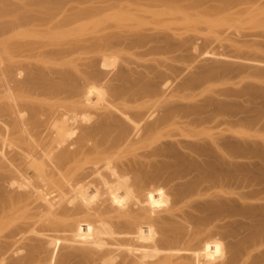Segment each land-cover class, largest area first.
Masks as SVG:
<instances>
[{
  "label": "bare ground",
  "instance_id": "6f19581e",
  "mask_svg": "<svg viewBox=\"0 0 264 264\" xmlns=\"http://www.w3.org/2000/svg\"><path fill=\"white\" fill-rule=\"evenodd\" d=\"M160 1H164V0H160ZM172 1H174V0H172ZM172 1H171V3H174L177 0H175L174 2H172ZM12 5L13 4H11V7H12ZM105 6L106 5H104L101 8L104 10ZM9 7L10 6H8V8ZM14 7H15V4H14ZM17 7L19 9L15 7L16 8L15 10H17V12L15 13V15H13L14 16L13 19H11L9 21H5V22L0 21V237L2 236V239H0V263L6 261L7 262L6 264H36V262H37L36 258L43 260V261L39 262V264H44V263L45 264H174V262H177L174 260L179 259V258L181 260V256H184L181 254L185 253L184 250L182 251L183 253L179 254L181 256L178 255L179 257H176L175 254L177 253V251H181L180 247H182V245L185 243L184 241H186V239H187L185 237H184L185 240L182 239L183 234L186 233L187 229L189 230V228H191V227L193 228V226L190 225V224H192L191 223L192 219H190L191 222L190 221L188 222L190 224H187L186 222L184 223V224H186L185 226L189 225L185 231V229H184L185 226L183 227L184 224L182 225V223H183L182 221L185 220L186 218H184L183 220H179L180 218L177 217L178 214L175 215L176 212L174 214L172 208H170V207L174 206L176 203L177 204L180 203L177 200L178 198H179V200L181 198V202H182V199H184V197L187 195L186 196L187 200H184L186 202V201H188L189 195H192V197H193V195L195 196V194L198 193V191H196L197 189H195V188H197L198 185L195 187L193 186L196 183L195 180H197V178H198L197 176H195V174L199 176V173L202 171L204 174V170H201V171L199 170L200 172L197 171L198 169H197L196 165L198 164V168L201 169V165L203 166L202 159L204 158L203 162L207 166L204 165V167L202 169H206V170L209 169L210 170V168H215L213 165H212V167L210 166L211 165L210 163L213 162L210 160L211 159L210 157L213 156L212 155L213 152L215 154H217V153L215 151L211 152V154L209 153L211 151L210 149L212 147L211 148L209 147L210 149L207 146L206 147L208 149L206 147L203 148V150H205V149L210 150L209 152L204 151V153L206 152L205 153L206 155L210 154L209 155L210 157H209V160H206L205 159L206 155H204V153H202L201 155H203L205 157H203L202 159L199 158V160H198L199 163H202L200 165L199 163H197L195 161L196 159L194 158L196 156L195 155L196 150L194 153V148H195L196 144H194L193 149L192 148L187 149L188 145H190V144H187V143L185 144L186 141L182 142L184 139L183 140L180 139V141H178V142H181V143H179L180 145L182 143L187 145V146L184 145L185 147L181 145L182 148H185V151L187 149V151L190 153L189 150H193V153L195 156L191 152L190 155L192 154L194 157L193 156L192 157L190 156V157L193 158V163L195 161L196 164H193L191 162L192 160L189 161L190 157H189L188 152H186L188 155L184 154L185 152H180L181 150H180L178 144H176L177 150L179 149L178 152H180L184 155V156H182V154H181L180 156H182V158L178 157V159H177L178 161L181 162V163H178L179 164L178 168L183 170L184 168L185 169L188 168V165H191V166H192V164H193V166L195 165V168L189 167L190 171L194 170V172H195V173H193L194 176L190 175L189 171H188L189 173H187L190 176L194 177V179H195V177H197L194 180V183H193V181H191L193 178L189 179L191 177L188 175L187 176L189 178L186 177V172H184L185 169L183 170L182 173L185 174L186 179H188V181L191 182L192 185L189 186L190 183L185 178H183L184 177L183 175H182L183 176L182 178L185 179L183 181L188 182L189 190L192 186L191 190L194 189L193 191L194 192L196 191V192L194 194V192L190 191L192 193L189 194L188 189L186 191L181 190V189L185 190L184 188H187V186L185 184L186 182H181V180H182V179H180V176H181L180 171L181 170L179 169L180 176L178 175L179 173H177L178 170L175 173L176 169H178L177 166L175 168V171H173V175L174 176L178 175V176H175L173 178V175L169 174V173H172L170 170L172 168V166H173V168L175 166L173 164H175V162H177L176 156H178L177 155L178 153L176 152V154H174L175 153L174 151H171L174 153H170V155L173 156L172 158H174V156L176 155L175 158L173 159L175 162H173V160L172 161L170 160V162H169V158L171 159V157H169L168 160L164 159V160H167L166 162H169V163L173 162V163H171L172 166L170 164H167L164 160H163V163H165L164 166L167 164L166 165L167 167H168V165H170L168 168L171 167L170 169H168L170 172L168 171L167 176L171 175L172 181H177L176 178L178 177V179L180 180V183L183 184L182 186L184 188H180L181 193H180V191H176L179 189V188H177V185L175 184V183H179L177 181L175 183H172V185H171L172 188L170 187V189H169L168 188L169 187L168 182L170 181L169 179L171 177L168 179L169 181L168 180L165 181L164 179L161 180V178L155 177L156 174L158 176V172L161 170L163 172H159V174L160 173L164 174L165 173L164 170L167 171V169H165L167 167L163 166L164 167L163 168L161 166L163 169L159 167L161 170L157 171L159 168H158V166H156V164H157L156 163L157 159H156V160H154L155 161L154 163L158 169L154 170V168H153L154 165L152 164L153 162L151 160H149L148 156H147L150 154L148 152H146L145 149H144L145 153L140 151V150L138 151L139 148L140 149L142 148V147H139L137 145L138 144V138L137 137L139 134L138 132H140L141 129H142L141 132L143 131V126L141 125V122H139L140 125L142 126L141 128L139 127L138 122H135L136 121L135 119L138 117V115L134 119H133V117L131 119L129 117V114H128L129 112L127 111V109L124 110V109H122V107L119 106L118 109L121 108V110H119V112H118V109L117 110L115 109V108H117V106L114 108V105H116L118 103L114 104V102H116L117 99L115 100L113 98V96H111V95L112 94L115 95L117 92L122 90V89H120V90L118 89V91H117L116 87H117V85H118V88L121 86L120 84H122V81L120 78L124 77L125 69L123 71L122 70L120 71L115 66L116 71L118 69L119 72L124 73L123 75H121V73H120V78H118L121 83L119 82V84H117L118 82L116 83L114 81L116 86L114 85L115 88H113L114 86L112 88L115 89L116 92L114 90H112L111 88H110L111 90H109L107 88V85H108V87H111L112 86L111 84H110L111 86H109V84H107V83L105 85V82L103 83V81L99 82V84L102 83V86H103V84L106 86V87L103 86V88L104 87L107 88V89H105V91H107V92H105V91H103L104 89L100 88V87H102L100 85L99 89H101L103 91V93L100 90H99V93L104 94V96H106L109 91H111V92L113 91V92L112 93L109 92L108 99H106L107 97L104 98L107 101L109 100L108 102L105 101L106 103H102V105L97 104L98 101L101 102L100 100L102 99L101 97L103 95H99L97 93L98 85H96L95 82L100 81V79L101 80L105 79L104 75H103L104 78L101 76V74H104L103 72H105L106 70L108 71V69H105V68L103 69L104 71H102V68L105 66V64L106 65L110 64L111 66L110 65L109 66L111 68L112 67L114 68V66H112V65H115L114 62H116V60L114 61V59L110 60L108 58V57L114 58L113 57L114 55L108 56V55H106L107 53H105V51L109 52V50H110L112 53L114 52L113 54H116L115 52L119 51V50H123V51L129 50V49H127L128 47L129 48L132 47L131 49H133V44H135L133 42L138 43L137 40H139L141 38L139 35L141 34L140 28L143 24L140 23V19H138L136 17L135 18L133 17L131 19H125L124 20L125 22H123L122 27L123 28L126 26L127 27L124 28V30L121 29L122 27L120 28L121 31L122 30L124 31V32L122 31L123 34L121 32V34H122L121 36H119L120 33H119V35H116L118 33L119 29H117L116 33L113 30V29H115V27H117V28L120 27L119 24H121L119 22H118L119 24H117V21L115 20L116 21L115 24H110L108 22H105L106 23L105 28L102 27L101 29L99 28V30H96V31L91 30V28H90V26L91 27L94 26V24L90 25L92 22L89 24L90 25L89 28H87L88 25H86L87 26L86 28L88 29V31H90V32L92 31L91 33H93V36L92 35L88 36L89 32L87 33V30H85L86 31V32L84 31L85 37L84 36L81 37L80 33H79L80 34L79 35L77 32H75L72 35L74 36V35L78 34L79 35L78 37L76 36V37L72 38L73 36L70 35L71 34L70 33V34H68V35H70V38H68V37H65V36H67L65 33H64V35L59 34V36H58V32L60 31V30L58 31V29L66 26L65 24L69 23V21H62L61 23H57L60 20H55L56 21L55 22L53 15H51V16L48 15V18L50 20L37 19V18H31L30 19V18L24 17V16L22 18L19 14L25 12L26 7L24 5H21V4H19ZM106 7H108V6H106ZM6 8H7L6 6L4 9H2L0 7V10L5 11ZM20 8L23 9L24 11L23 10L18 11V10H21ZM89 8L91 9V7H89ZM92 8L95 9L94 6H92ZM90 9L88 10V12H92V13L96 12L95 14H93L94 16H92V17L95 18L96 14H97V16L99 15V13H97L96 10L91 11ZM108 10L110 11V9H108ZM111 10H113V7L111 8ZM8 11H9V9H8ZM0 12H2V11H0ZM144 12H145V10L142 9V14ZM147 12H149V11H147ZM147 12H146V14H148ZM151 12H153V11H151ZM151 12H150V14H152ZM6 13L8 14L9 12H6ZM12 13H9V14L12 15ZM86 15L87 14L85 13V16ZM2 16L5 17V15H2ZM4 17L0 16V20H1V18H4ZM88 17H89V14H88ZM100 18H102V17H100ZM88 19L90 20V17ZM92 19L93 18H91L90 21H93V20L96 21V19H93V20ZM143 20L144 19H142V21ZM148 20L150 21V19H148ZM3 21H4V19H3ZM83 22H86V21H83ZM112 22H114V21H112ZM152 22L153 21H152V17H151L150 23H152ZM105 23H103L102 25H104ZM147 24H149V23L147 22ZM150 26H147L145 28L149 29ZM76 29H77V27H76ZM105 29L108 30V33L104 32L102 34H100V33L97 34L98 32L105 31ZM138 29H140V31ZM78 31H80L79 28H78ZM119 32H120V30H119ZM86 33H87V35H86ZM91 33H89V34H91ZM133 34H136L135 38H137V39H134L135 41L134 40L132 41L131 38L129 39V37H131V36L133 37ZM142 34H144V33H142ZM152 34H154V33H152ZM152 34L151 35L146 34L145 35L146 39L149 41H150V39L151 40L154 39L151 37V36H153ZM148 36H149V39L147 38ZM121 39L122 40L124 39V40L121 41ZM126 39H129V42H132L133 44L132 43L130 44L128 41H126ZM143 40L145 43L144 38H143ZM154 41L152 43L153 46L155 43ZM156 41H157V39H156ZM147 42L148 41H146V44H149V42L148 43ZM166 44H168V43H166ZM145 45L140 44L141 47L142 46L145 47ZM135 46L140 47L139 44L134 45V47ZM151 46H149V48H148L149 50L151 49ZM153 46H152V49H153ZM91 49H94V51H96V52L98 50L100 52L102 50H104V53H102V52L101 53L103 55L105 54L107 57L105 55L104 56L102 55L103 58L104 59L108 58V60L111 61V63H110V62H108V60L104 61V59L101 58V62L102 61L106 62L104 64H102L103 63L102 62L101 63L102 65H100V66H102L100 69L101 74L99 73V71H91L93 69H90L91 73L92 72L94 74H95V72L99 73V74L96 73V74H98L97 76L95 74V76H96V78H98V80L95 77H94L95 79H93V73L91 74L90 71H87V67H88L87 65L89 64L88 63L89 59L86 60L88 64L82 60V58L84 59L83 56H85L82 54H85V53L80 54L81 52H87L86 54H88V56H90L91 54L89 55L88 52ZM146 49H145V51H148V49L147 50ZM153 50H156V48H154ZM75 52H79L78 54L82 55V58L80 57V55H78V56L85 63V66H86L85 67L86 70L84 69L85 71L83 73H86V72H88V74L90 73L89 74V75H91L90 78L92 80H94V83L97 86V88L95 85H94L95 86L94 87L92 85L93 81L91 82L90 78L87 77L90 81V82L88 81L90 86L92 85L91 89L92 90L94 89L93 91H95L97 89L94 94H98L99 96H101L100 98H98L99 97L98 95L95 96V101H94L95 103H93L94 99L92 100L89 96V92H91L92 90L90 89V87L89 88L87 87L88 84H86L87 86L84 84V82H86L88 79H86V81H85V79L82 80L80 78V80L83 81L82 84H84L86 88L90 89V91L88 89H86L84 87V85L82 87L81 81L78 83L81 84L80 88H83V89L79 90L80 89L78 87L79 84H77V85L75 84V83H77V79H78V77L76 78V76L73 77L74 79L76 78L75 80L71 77L72 82L71 81L70 82H71V85H72V83H74L76 85L74 87L75 88L78 87V89L77 88L74 89L73 87H71L70 83L68 86L70 88H73L74 91L78 90L80 92L76 93L73 91V89L70 90V88H68V86H67V88H63V89H66L68 91L69 90L72 91L70 93L67 91L69 94H71V93L74 94V96L72 94H71L72 96L69 95L71 98L72 97L78 98L79 93L81 95L85 91V94H86L88 91V94H86L87 96L85 97V99L82 98L85 95L84 94H83V96L81 95L80 98H82L84 100V101L81 100L82 102L78 101V100H80V98L79 99L75 98V101L73 98H72L73 100L71 98H68V96H67L68 93L66 92L64 94L65 90L63 91V89H62V87L64 86V84H62V83H64V81L66 82V80L70 76H72V75H69L70 74L69 71L70 72L72 71L70 69H73L72 67L75 63V61H73V60L75 59V56L77 57V55H74V59L72 58V55ZM130 52H132V50ZM99 54L100 53H98V55ZM121 56H122L121 57L122 60L125 59L124 57H126V59L128 58L127 56H124V57H123V55H121ZM94 57L96 59L98 58L97 55ZM85 58H87V57L85 56ZM116 58L117 57H115V59ZM95 60H93V61L96 62L97 60L96 61ZM128 60H130V59H128ZM89 61H91V60H89ZM93 61H92V63H94ZM80 62L81 61H79L78 63L80 64ZM97 63L100 64V62H97ZM127 63H129V62H127ZM79 64H77V67ZM83 64L81 67L80 66L79 67L82 68ZM130 64H131V62H130ZM94 65H95V63H94ZM92 66H93V64H92ZM92 66L90 64V67L94 68V66L93 67ZM109 66H107V67H109ZM121 67H124V66L121 65ZM129 67H131V66H129ZM74 68H75V66H74ZM98 68H100V67H98ZM115 68L113 70L114 72H116ZM147 68H149V67H147ZM132 69L133 68H131L129 71H132ZM135 70L136 69H134V71ZM80 71H83V69ZM80 71H77V72H80ZM109 71L112 72V70H110V68H109ZM126 71H128V70H126ZM108 72H106V73H108ZM138 72H141V71L138 70ZM138 72L136 70L137 74H138ZM144 72L142 71V74ZM147 72H150V69ZM147 72L144 73L145 74L144 75L145 76V82H149L150 79H154L153 77L150 78V76H153L151 74L149 75V78H147L148 76L146 74H149ZM74 74H75V72H74ZM86 74H84L83 76L85 77ZM130 74L131 73L128 72L127 76ZM139 74H141V73H139ZM75 75H77V73ZM107 75H109V74H106V77H107ZM111 75H112L111 78L114 77L113 79H115V77H117V75L115 76V74L114 75L111 74ZM131 75L133 76L134 74H131ZM138 75H136V77ZM77 76L80 77L81 75H77ZM109 76L107 77V79L110 78ZM121 76H123V77H121ZM127 76H126V78H127ZM144 76H138V78L141 81H143V83H144V80H142V79H144V78H142V77H144ZM61 77L63 78V81L60 79L61 81L59 84V82L57 81V78H61ZM64 77L66 78V80H64ZM118 77H119V75H118ZM194 77L196 78L197 76H194ZM111 78L107 80V81H110L109 83L112 82ZM134 78L132 77L131 79L133 80ZM71 79L69 78V80H71ZM129 79L130 78L128 77V80ZM136 79H134V80H136ZM134 80L133 81L129 80V82H128L130 84V88L132 89V92H133V90L136 91L135 88L136 89L138 88L137 91H140L141 89L139 90V87L135 86V85H137L138 82L136 83V81H134ZM140 80L137 79V81H140ZM116 81H118L117 78H116ZM130 81L134 82V83L132 84V83H130ZM153 81L151 80L150 81L151 83H148V84L147 83L143 84L142 82L140 84H143V87L147 86V88H148V86H151ZM196 81H197V79H196ZM88 82H86V83H88ZM126 82L127 81H125V83H123L125 85H123V84L122 85L126 86L127 85ZM193 83H194V81H193ZM66 84H68V83H66ZM145 84H147V85H145ZM131 85L134 87L132 88ZM153 85H152V88L155 89V87H153ZM123 86H122V88H123ZM137 86H141V85H139V83H138ZM127 87H126L127 89H125V88L123 89L124 92H125V90L127 92V93L125 92L126 94H124V93L122 94V95H124L123 97H125V95L128 94L127 97H129L130 99H134V97L133 98L130 97L132 92H129L128 91L129 86H127ZM152 88L149 87L148 90H150ZM131 89H130V91H131ZM144 90L145 89L143 88V91ZM81 91H83V92H81ZM122 91H120V92H122ZM137 91L135 93H136V95H139V96H138V98L136 97V99H134L133 101H135L137 99L139 100L140 98L144 101V99L140 95L141 93L138 92V94H137ZM143 91L141 90V92H143ZM150 92H151V90H150ZM152 92H153V90H152ZM154 92H155V90H154ZM62 93L65 96L64 95L60 96ZM75 93L78 96H75L76 95ZM91 93H93V92H91ZM129 93H130V95H129ZM143 93H142V95H143ZM117 94L119 95L120 93H117ZM145 94H144V97H145ZM147 94H148V91H147ZM150 94H152V93H150ZM133 95H131V96H133ZM149 95H146V96H149ZM109 98H113L115 101H113ZM120 99L122 100V98H120ZM127 99L128 98H126V99L123 98V101L124 100L127 101ZM148 99H145V102ZM118 100H117V102H119ZM140 100H139V103L142 105V103H144V102L141 103L142 100L141 101ZM149 100H151V99H149ZM112 101H113L112 106L118 113L109 104V102L112 103ZM130 101H131V103L133 102L132 100H129V101H127V103H129ZM152 101H151V103L150 102L149 103L152 104ZM134 103L136 104V102H134ZM96 104H97V106L100 105L99 106L100 112L97 111L98 113H94V111H93V113L97 114V115L94 116V118H93L94 120L92 122L89 121V123H88V121H87V120H89L88 118L90 117L92 120V117H93V116H90L92 112L89 109H91V108L94 109V107H96ZM153 105H154V103H153ZM130 106L132 107V105H130ZM154 106H153V108L155 109ZM80 107L81 108L83 107L84 110L83 109L82 110L84 113H85V110H87V109H88L87 110L88 113H89V111L91 112L90 114H87V116H86L87 111H86L85 115L82 113L86 117V118L84 117L86 124L83 123L84 118H83L82 114H81V116L79 115V117L77 115L78 113L82 112V111H80L81 109L79 110ZM140 107L142 108V106H140ZM146 108H143V109H146ZM148 108H150V106H148ZM153 108H152V110H153ZM194 108H196V107H194ZM128 109H129V107H128ZM186 109H188V108H186ZM78 110L80 112H78ZM129 110H131V109H129ZM140 111H141V109H140ZM146 111H148V110H146ZM186 111L187 110H185V112ZM188 111H190V108L188 109ZM188 111L186 113H189ZM191 111L192 112L194 111L196 113V110H194V109L193 110L191 109ZM197 111H199V110H197ZM145 112L143 111V113H145ZM170 112L171 111H169V112L167 111V113H170ZM134 113H136V112H134ZM147 113H150V111ZM153 113H155V111H153ZM140 114H142V113L140 112ZM140 116H139V119L137 121H139L143 118V116H142V118L140 119ZM148 116H149V114H148ZM148 116L146 115L145 117H147V118H145V117L144 118H145V121H147L149 123L150 120L149 121L146 120V119H148ZM153 117H155V116H153ZM82 118H83V120H82ZM129 118L131 119V121H130L131 125L129 124V120H130ZM150 118H152V116L149 117V119ZM160 118H162V117H160ZM168 119L170 120V118H168ZM132 121L134 122V124ZM145 121H143V122H145ZM151 122H152V119H151ZM153 122H155V119L153 120ZM158 122H159V120H158ZM135 123H136V125H135ZM132 124L134 126H132ZM142 124H144V123H142ZM152 124L155 125L157 123H151L150 124V127L152 126V129H153ZM148 125L147 126L144 125V126L148 127V129H149L150 127ZM160 126L161 125H159V126L157 125L156 127H160ZM137 127H139L140 130H137ZM154 128H155V126H154ZM148 129L146 128V130L149 131V133H146L147 131H145V134H149V136L147 135L148 138H144V136L141 138L149 139V137H152V135L150 136L151 132ZM156 130H155V132H156ZM143 133H144V131L142 132V134ZM182 134H183V132L181 133V135ZM173 141H174V139H173ZM176 141L177 140H175V143H178ZM169 142L171 143V141H169ZM169 142H167V144ZM187 142H189V141H187ZM145 143H146V140H145ZM172 143H174V142H172ZM175 143H174V146H175ZM195 143H197V142H195ZM167 144H166V147L164 145V147H165V149L163 148L164 150L167 149ZM157 145L155 144V146H157ZM199 145L200 146L202 145L201 142L199 143ZM162 146L160 145L159 148L160 147L162 148ZM145 147H147V146H145ZM151 147H152V144H151ZM170 147H171V145H170ZM202 147H200L201 151H202ZM152 148L154 150V147H152ZM152 148L150 150H152ZM159 148H157V149H159ZM147 149H148V147H147ZM167 150H169V148ZM167 150L165 151L166 153L168 152ZM214 150H216V149H214ZM175 151H176V149H175ZM161 152H159L158 155H160ZM199 152H200V150L196 153L197 159H198V157L201 156L200 154H198ZM153 153H155V150ZM163 153L164 152H162L161 155H163ZM166 153L163 156L164 158H166L165 155L167 156ZM156 154H157V152H156ZM172 154H174V155H172ZM215 154H214V158H217L219 160L218 155L215 156ZM158 155H156V156L158 157ZM186 155L189 157V158L187 157L188 162L189 163L191 162V163L189 164L188 162L187 163L184 162L185 167L182 168V166H183L182 161L183 160L186 161L185 158H183V157H186ZM208 155H207V157H208ZM152 156L154 157V154ZM180 159L181 160L183 159V160L181 161ZM160 160H162V159H160ZM214 160L218 162V160H216V159H214ZM207 161H210V163ZM215 161L213 163L214 165L217 164V163L215 164ZM208 163H209V165H208ZM160 164H162V163H160ZM160 164H158V165H160ZM180 164H182V166ZM199 165H200V167H199ZM217 166L220 167V163L217 164ZM205 167H207V168L209 167V168L207 169ZM192 168H194V169H192ZM217 169L219 170L218 167H217ZM217 169L215 168V169H213V170L211 169V170L215 171ZM195 170L197 171V173ZM206 170H205L206 173L210 172V171H206ZM211 172H210V174L214 173V175H211L212 179L215 177V175L218 176V174H219L218 171H215L212 173ZM203 174L201 173V175H203ZM210 174H208V176L206 175L205 177H209ZM165 175H166V173H165ZM201 175L198 178L199 180L201 178ZM205 177H202V178H205ZM155 178H158V179H160V181H163V183H162L163 188H164V181H165V184L168 183L167 188L171 191L170 192L168 190V193L170 196L167 195V198H166V193H165V191H163V188L161 186V182H157L158 181L157 179H156L157 181H155ZM163 178H165V176ZM173 179H175V180H173ZM214 179H216V177ZM204 180H202V181H204ZM206 180H207V184L208 183L210 184V181L208 182L209 178ZM210 180H211V178H210ZM154 181L157 183H160V184H158V186L160 185V187L162 189L160 187L157 188L158 186L156 187V185H154L157 183H154ZM200 181H198V182L200 183ZM202 183L203 182H201L200 184L202 185ZM173 184L176 186L174 188L175 190L173 189ZM179 185H178V187H181V185L180 186ZM200 186H198V188H200ZM204 186L205 185L203 184L201 187H204ZM205 188H206V186L204 187V189ZM209 188H206V189L209 190ZM171 189L174 190L175 192L181 194V195L179 196V194H175L178 196V198L176 197L177 198L176 199L174 197L175 195L174 194L172 195ZM204 189L202 191H204L205 192L204 194H206L208 191L206 192V189L205 190ZM198 190H200V189H198ZM202 191H200L199 194H201ZM182 192L183 193L185 192L186 195L183 194L185 196H182ZM171 195L177 200V202L173 203L174 201L170 198ZM202 195H203V192H202ZM202 195H201V197H202ZM197 196H198V194H197ZM212 196H213V194H212ZM168 197H169V199H168ZM214 197H216V196H214ZM202 199H201V201H202ZM207 199L209 200L210 198H207ZM207 199L205 198L204 200H207ZM167 200L169 201L168 203H167ZM212 200H210V201H212ZM170 201H172L171 202L172 205H170L169 208L165 209L166 207H168V206H166V203L169 204ZM195 201L200 202V199L197 200L194 198V203H195ZM213 202L216 203V200H213L212 203ZM161 203H163V204L165 203L164 204L165 208H163L164 206L161 205ZM191 203H193L192 199H191ZM196 203L194 204V206L196 205ZM205 203H208V202H205ZM205 203L203 204V201L201 203H198V207H200L201 204L204 206ZM187 204L189 206L191 205L193 207L192 204H190V203H187ZM210 204H208V205L211 206ZM158 205H160V206L158 207ZM188 205H187V207H188ZM206 205L204 208L208 209V207L206 208ZM214 205L215 204H213L211 207L213 209L212 210L213 213L215 212L214 215L217 217L218 213L216 215V211H214V207L217 208L219 206V211H222L223 209L225 210V208H223L224 207L223 206V207H221V210H220L221 203H220V205L217 204L218 206H216V205L214 206ZM161 207H162V209H159ZM182 207H183V205H182ZM190 207H188V208H190ZM195 208L193 207V209H195ZM200 209H198L199 212L201 211ZM155 210H157V212L164 211L165 213L155 214L154 213ZM187 210H184V211L186 212ZM198 210H194V211H198ZM216 210L218 211V208ZM226 210H228V209H226ZM181 211H183V210L181 209ZM202 211H204V210H202ZM202 211H201V213H203ZM205 211L207 212V210H205ZM205 211H204V213H205ZM209 211H211V208L209 209ZM209 211H208V213H209ZM212 211L210 213H212ZM187 212H192V211L188 210ZM222 212H220L219 214H221ZM180 214H179V216H182ZM193 214H195V213H192V215ZM185 215H184V217H186L188 215V213L186 216ZM190 216H188V218H192ZM197 216L199 217L198 214H196V217ZM200 216L203 218L204 214H200ZM219 216L220 215H218V217ZM194 217H193V219H194ZM201 217H199L200 218V220L198 219L199 221H202ZM177 219L179 221H181L182 223L180 222L181 224H179ZM187 220H189V219H187ZM193 221H195V220H193ZM204 221H206V220H204ZM194 223L196 225L193 224L194 225L193 230H195V227L197 229L199 227L198 225L199 224L201 225L202 222L201 223L199 222V224H198L197 221H195ZM187 232H189V231H187ZM195 232H196V230H195ZM191 234H192V236H191L192 239L196 240L195 244H197L198 237L196 239L194 238L195 234L197 236V233H195L194 236H193V233H191ZM189 236H190V232H189ZM202 237H204V235ZM202 237H200V238L202 239ZM180 239L183 240L182 243L184 242L182 245L180 243ZM190 239L191 238H189L187 240V242H189ZM212 239L213 238H210L209 240L211 241ZM178 240H179V242H177ZM214 240L216 241L218 239H214ZM214 240H212V242L209 241L210 243L214 244L215 251H213V252H212L213 249L210 247L211 244L206 243V242H204L205 246L202 247L204 249V254H203V252H200V251H202V248L199 250L201 245H200V247L197 246L198 249H195L196 252L193 251V248L194 247L196 248V246H194L193 242L190 243L192 245V248H188L189 251H187L188 249L187 250L185 249V251L190 252L188 254H192V253L198 254L197 252L202 253V254H200L202 256H200L198 254L200 257H198V255H196V254H194V255H196L198 257V260H199V258H200V260H203V255H204V258L206 256V258L204 260H207L206 263L208 264L210 259H213L214 256L216 255L214 252H217L218 256H220V257H223L224 256L223 253H225L224 251H222L223 244L221 242H220L221 243L220 244L219 240H218V242L217 241L214 242ZM203 241H204V239H203ZM206 241L208 242V240H206ZM175 242L180 243L179 244L180 249L176 248L177 243H175ZM187 242L185 243L186 245H188ZM198 242L202 243V242H200V239ZM227 245H228V247L231 246V249L233 250L231 244H227ZM177 247H178V245H177ZM183 247H186V246L183 245ZM228 247H226V249L223 247V249L227 250V257H229L230 254H233L232 252H230L232 250L229 251L227 249ZM190 249H192L191 251H193V252H191ZM174 250L176 251V253ZM219 252L220 253L223 252V253H221L222 255ZM16 253L18 255L13 256ZM188 254L186 253V255H188ZM194 255H193V258L191 261H193V259H195L196 262H194L193 264H195V263L197 264L198 260H197V257L194 258L195 257ZM211 255L213 257H211ZM207 256H209V257H207ZM231 256H233V255H231ZM175 257H176V259H174ZM201 257H202V259H201ZM215 257H217V255ZM188 258H189V256L187 257V259ZM190 258H191V256H190ZM230 258H232V257H229L228 259H230ZM183 260H185V258ZM214 260L215 259H213V262L216 263L217 259L215 261ZM191 261H189V262H191ZM178 262H177V264H180ZM183 262H182V264L187 263V262H184V263ZM213 262L211 260V262H209V263H213ZM227 262L230 264H233V263H231V259H230V261H227ZM202 264H204V263H202Z\"/></svg>",
  "mask_w": 264,
  "mask_h": 264
},
{
  "label": "rangeland",
  "instance_id": "374dc122",
  "mask_svg": "<svg viewBox=\"0 0 264 264\" xmlns=\"http://www.w3.org/2000/svg\"><path fill=\"white\" fill-rule=\"evenodd\" d=\"M171 1L172 0H166V1L165 0L164 1H160V0H0V7L2 9H4L5 6L7 7L5 11L0 10L3 12V13L0 12L1 13L0 16L4 17L2 15H5V17L1 18L0 21L5 22V21H9V20L13 19L14 18L13 15H15V13L17 12V10H15V9L18 8L17 6L19 4H21V5H24L26 7V11L19 14L22 18L24 16V17H28L30 19L31 18H37V19L50 20L48 18V15H50V16L53 15L54 21L60 20L57 23H61L62 21H69V23L65 24L66 26L58 29V31L60 30L58 32V36H59V34L64 35V33H65L67 35L65 37L70 38V35H72L75 32H77L78 34L80 33L81 35L80 34L79 35L81 37H83V36L85 37V34H84L86 32L85 30H87V33L92 32V31L91 32L88 31V29H87V28H89L90 25L94 24V26H92V27L90 26V28H91V30L96 31V30H99V28L100 29L102 27L105 28V25H106L105 22H108L110 24H115L116 21H117V24H119V23H121V24H119L120 27H118V28L115 27V29H113V30L116 33L117 29H119L120 32L118 30V33L116 35H119V33H120L119 36H121L124 32L123 31L124 28L127 27V26L124 28L122 27L123 22H125L124 21L125 19H131L133 17L140 19V23L143 25L140 28L141 31H140V29H138V30L141 32V34L139 36L142 39L140 38L139 40H137L138 43L133 42L135 44H133L132 42H129V39L131 38L132 41L134 39H137V38H135L136 34H133V37L131 36V37H129V39H126V41H128L130 44L131 43L133 44V49H131L132 47H130V48L128 47L127 49H129V50H124V51L119 50V51L115 52L116 54H113L114 52L112 53L110 50H109V52L105 51V53H107L106 55H108V56L114 55L113 56L114 58L108 57L110 60L111 59L112 60L114 59V61L116 60V62H114L115 65H112V66H114V68L116 66V68H118L120 71L121 70L123 71L125 69V71H124L125 74L123 72H119L118 69L116 71V68H115L116 72H114L113 71L114 68L113 67L111 68L110 67L111 65L108 63H107L108 65L105 64L106 67L103 65L104 67L102 68V71H104L103 70L104 68L108 69V71H109V68H110V70H112V72L111 71L108 72L106 70L105 72H103L104 74H101L100 69L102 66H100V65L106 63L103 61H102L103 63L101 62V58H103V56L105 55V54L104 55L102 54V53H104V50L101 51L102 53L99 50H98L99 52L97 51L98 53L101 54V55L99 54L100 55L99 56L98 53L96 51H94V49H91L88 52L89 55L91 54L90 56H88V54H86L87 52H81L80 53V54L85 53V54H82V55H85L87 57V58H85V56H83L84 59L82 58V55L78 54L79 52H75L72 55L73 59H74V55H77L78 58L75 56V59L73 60V61H75V63L72 67L73 69H70L72 71L71 72L69 71V73H70L69 75H72L69 78L71 79V77L73 78L75 76H76V78L78 77L77 83H75L77 85V84H79L78 82H80V81L82 84L83 79H85V81H86V79L90 78L91 75H89V74L91 73V71H99V73L101 74L102 77L104 75L106 80L103 79L104 78L103 77L102 78L103 80H101L99 78L100 81L95 82L96 85H98V88L95 85L94 80H92L90 78V81L91 82L93 81L92 85L93 86L95 85L96 88L98 89V90L96 89L97 93L99 95H103L102 97L99 96L98 94H94L96 92V90L93 91L94 89L93 90L91 89L92 85L90 86L89 79L86 81V82L89 81L88 83L84 82L85 85L88 84V86L87 85L86 86L88 88L90 87V89L92 90L91 92H93V93L89 92L90 98L92 100L94 99L93 103H95L94 102L95 96L98 95L99 96L98 98L101 97L104 101L101 99L100 100L101 102L98 101L97 104L102 105V103H106L109 101V100L107 101L104 99L105 97H107L106 99H108V97H109L108 94H109V92H111L109 90L112 89L115 91V89H113L116 86L115 82L116 83L118 82L117 84H119L120 81L118 78H120V73H121V75L124 74V77L121 76L124 79L120 78L122 81V84L125 83V81H127L126 82L127 85L123 86L125 84H123V85L120 84L121 86L120 85L119 86L121 88L120 87L118 88V85H117L116 90L117 91H118V89L123 90L124 88L127 89L128 88L127 86H129L128 91L132 92V89L130 88V84L128 83L129 80L133 81L136 78L138 80H140L138 78V76H144L145 75L144 73H146L150 69V72H147L149 74H146V75L148 76L147 78H149L150 74L153 75V76H150V78H152V77L154 78V79H150V81L154 80L153 81L154 83L152 82L151 86H148V88H147V86L143 87L144 83H147V84L151 83L150 81L145 82V76L142 77V78H144V79H142V80H144V83L141 80L140 81H137V79L134 80V81H136V83L138 82L139 85H141L146 90V91L145 90L143 91V88L141 86H137L138 83H137V85H135L136 87H139V90L141 89L144 92V93L141 92V90L137 91L138 88L137 89L135 88V90L137 91V94H138V92H140L141 94L140 93L139 94L144 99V101H143L140 98L141 96L139 97L142 100L141 101L139 99L141 101V103L144 102V103H142V105L139 103L138 99L133 101L134 99H136V97L138 98V96H139V95H136V93H135L136 91H134V90H133L134 93L132 92L131 95L134 94L135 96L134 95L131 96L129 93L130 97L131 98L134 97V99H130L129 97H127L128 94L125 95V97H123L124 95H122V94L123 93L126 94L127 93L126 90H125L126 93L124 92V90L123 91L120 90L122 92H120V91L117 92V93H120L119 95L117 93L115 95L110 94L111 96H113V98L115 100L119 99L118 100L119 102H117V100H116V102H114V104L118 103V104L114 105V108L117 106V108H115L116 110L118 109L119 106L122 107V109H124V110L127 109V111L129 112L128 113L129 117L131 119H132V117L134 119L138 115V117L135 119L136 120L135 122H138L140 128L143 126V131H144V133L142 134V132H143V131L141 132L142 129L140 130V128L137 127V130H140V132H138L139 134L137 137L138 138V144L137 145L139 147H142L141 149L138 147L139 148L138 151L140 150V151L145 153V150H146V152H148L150 154V155H147V154L146 155L148 156V159L153 162L152 164L154 165L153 166L154 170H157L159 167L162 168L164 166V164H165V163H163L164 159L168 160V158L171 157V159L169 158V162H170V160L172 161L175 158L176 155L174 156V158H172L173 156H171L170 153L175 152L174 154H176V152H177L178 153L177 154L178 156H176L177 157L176 160H177L178 157L182 158V156H184L180 152H185L184 154H187L186 153V152H188L187 149L188 148L193 149L194 144H196L195 148H194V153H195V150H196V153L200 150V152L198 154L201 155L202 153H204V151L209 152L211 150L209 152L210 154L213 151H215L217 154H215L213 152L212 153L213 156L210 157L209 156L210 154L209 155L207 154L208 155V157H207V155L205 154L206 152H205L204 155H206V157L203 155H201L202 156L201 157L199 155L200 157H198V159H197L196 158L197 154L195 153V155H196L195 156L193 153V150H189L190 153L192 152L193 155L195 156L194 157L192 154L190 155V153L188 152L189 157L193 156L196 159V160L195 159L194 160L197 163H199V161H198L199 158L202 159L203 157H205L206 160H209V157H210L211 158L210 160L213 161L212 163H210V161H207L211 164L210 166L212 167V165H213L216 169H217V167L219 168V170L218 169L215 170V171H218V173H219L218 176L215 175L216 179H214L215 178L214 176H213L214 178L212 179L211 175H214V173H212V172H215L212 170L215 168H210V170H209L208 169L210 167L209 166L208 168L205 167L208 170L202 169L205 165L203 162L204 161L203 160L204 158H203L202 159L203 166L201 165L202 163H199L201 165V169L198 168V164L196 166L198 169L197 171L204 170V174H203V171L202 172L199 171L200 172V173L198 172L199 176L196 174H195V176H197L199 178L201 173L204 176L201 175V178H200L201 181L197 177H195V179L197 178V180H195L194 177L190 176V175H193V173H195L194 170L193 171L189 170L191 167L195 168V165L193 166V164H196V163H195V161L193 163V158L190 157L189 161L192 160L191 162L193 164H192V166L188 165V168H186L187 170L184 168L185 167L184 162H186V163L188 162V158H189L187 156L188 154L186 155V157H183V158H185L186 161H184L183 159H182L183 160L182 161L180 159L183 162L182 163L183 166H182V164H180V165L182 166V168L185 169V170L184 169L183 170H184V172H186V177L189 178L188 176H190L191 178H189V179L193 178L191 180V181H193V183H194V180L196 181V183L193 185L194 187L197 185L200 186L201 182H203L202 185L204 184L206 186V188L210 187L209 190L205 188L206 192L207 191L209 192V193L207 192L206 194H204L205 192L202 191L205 187V186L201 187L202 185L200 186V188H198V186H197V188H195V189H197L196 191H198V193H196V194H195L196 191L195 192L193 191L194 189L191 190L192 186L189 190V186L192 185V183L189 182L188 179H186L185 174L182 173L183 170L178 168V166H179L178 163H181L178 160H177V162H175L173 160V162H175V164H173V165H175L174 168L171 164L173 162L169 163V162H166L167 160H164L167 164H170L173 168V169L171 167H170L171 169L168 168L170 165H168V167H167L166 166L167 164H166L164 166V167H167V168H165V169H167V171L164 170L166 175H165V173L159 174V172H163L160 168L157 170V171L161 170L158 172V176L155 173L156 174L155 177H158V178H161V180L164 179L165 181H167L171 177V175H173V171H175V168L177 166L178 169H176L175 173L177 172V170H178L177 173H179V169L181 170L180 171L181 176H180V173L178 175L180 176V179H182L181 182H186L185 184H186L187 188H184L182 186L183 184L180 183V180L178 179V177L176 178V180L179 183H175L177 181H172L171 180L172 177L169 179L170 181L168 180L169 184L166 182L169 187L167 186V184H165V181H164V188L165 189L162 186L163 181H160V179H158V178H155V181L158 180L157 182H161V186L163 188V191H165V193H166V198H167V195L170 196L168 193V190L170 189L172 183H175L177 185V188H179L176 191H180V188H184L185 190H183V189H181V190L186 191L188 189L189 192L188 191L187 192L189 194L194 192L195 196L193 195V197H192V195H189L188 201H186V202L184 200H187V198H186L187 195L185 194V192L184 193L182 192V196H185V195L186 196L184 197V199H182V202H181V198L179 200L178 196L175 195V194H179V193L174 191L175 190L174 188L176 186L173 184L174 190L171 189L172 195L174 194L175 195L174 197L175 198L177 197L178 199L177 198L176 199L180 203H178V204L176 203L174 206H172L170 208H172L174 214L176 212L175 215L178 214L177 217L180 218L179 220H183L184 218H186L185 220L182 221L183 223L177 219L179 224L182 223V225H183L185 222L187 224H190L188 222L189 221L191 222L190 219H192V222H191L192 224H190V225L193 226V228H194L193 224H195L194 223L195 221H197L198 224H199V222L200 223L204 222L203 224L201 223L202 226L200 224L199 225L197 224L199 227L197 229L195 227L196 232L190 226L192 229L191 228H189V230L187 229V231L190 232V236H189V232L186 231V228L189 225L188 226H185L186 224L183 225V227L185 226L184 229H185L186 233L183 234L182 239H184V237L187 238L186 241H184L185 243L187 242V240L189 238L192 239L191 233H193V236L195 233H197V236H196V234H195L196 237L194 236L195 239L198 237L197 244L199 243L198 242L199 239H200V242H202V243H199L197 245V244H195L196 240L190 239L189 242H187L188 245H186L184 242H183L184 243L183 244L182 243L183 240L180 239L181 245L183 244L186 247H183V245H182V247H180L181 251H177L178 254L176 253L175 250L174 251L176 253L175 254L176 257H179L181 255H184V256H181V260H180V258L176 259V257H175L174 259H176V260H174V261L178 262L180 260L178 263L182 264L183 261L188 263L189 261L192 260L193 255L196 253L188 254V253H190V252H187V251H189L188 248H192V245L190 243L193 242L194 246H196V248L193 246L194 247L193 251H195V249H198L197 246L200 247V245H201L199 250L203 246H205L204 242L210 243V242H212V240L218 239L219 243L221 242L225 249H226V247H228L227 244L232 245L233 250L231 249V246H229L227 248L229 251L232 250L230 252L233 253V254L229 255V257H232V258H230L231 263H233V264H264V0H177V1L174 0L175 2L172 1L174 3H171ZM11 4H13L12 7H11ZM14 4H15L16 8L14 7ZM104 5H106L108 7L110 6V7L108 8L105 6V9L103 10L101 7H103ZM8 6H10L11 8L10 7L8 8ZM92 6H94L95 9H93ZM89 7H91V9ZM112 7H113V10H111ZM107 8L110 9V11ZM8 9H9V11H8ZM89 9L91 11L96 10L97 13H99V15L97 16V14H96L95 18L92 17V16H94L93 14H95L96 12L95 13L88 12ZM142 9L145 10V12L143 14H142ZM22 10L23 9L18 10V11H22ZM147 11H149V12H147ZM151 11H153V12H151ZM6 12H9V13L13 12V13H12V15H10L9 13L7 14ZM146 12L148 14H146ZM150 12L152 14H150ZM85 13L87 14L86 16H85ZM88 14H89L90 20H91V18H93V19H96V21L93 19H92L93 21H90L88 19L89 18ZM7 15L8 16L10 15L9 16L10 18ZM100 17H102V18H100ZM151 17H152V21H153L152 23H150ZM84 18L85 19L87 18L88 20L87 19L85 20ZM3 19H4V21H3ZM142 19H144L145 21L144 20L142 21ZM148 19H150V21ZM83 21H86V22H83ZM112 21H114V22H112ZM147 22L149 24H147ZM103 23H105V24L102 25ZM86 25H88V27ZM147 26H150V28H149L150 30L148 28H145ZM76 27H77V29H76ZM78 28L80 31H78ZM120 28L123 29L122 30L123 32L121 31ZM104 32L108 33V30L105 29V31L98 32L97 34H99V33L102 34ZM121 32H122V34H121ZM151 32L154 33L156 36L154 34H152ZM87 33H86V35H87ZM89 33H88V36H90V35L93 36V33H91V34H89ZM142 33H144V34H142ZM68 34H70V35H68ZM78 34L74 35V36L72 35L73 37L72 36L71 37L72 38H74L76 36L78 37L79 36ZM146 34L147 35L152 34L153 36H151V37L154 39H152V40L150 39V41L147 40L146 36H145ZM143 38L145 39V43H144ZM147 38L149 39V36ZM155 38L157 39V41ZM123 40L121 39V41H123ZM146 41H148L149 44L150 43L151 44L150 45L146 44ZM153 41L155 42L154 46L152 45ZM166 43H168V44H166ZM137 44H139V46H140V44L141 45L146 44L147 46L145 45V47L147 49L149 48V46L152 45L153 49L156 48V50H153L152 46H151L150 50L148 49V51H145L146 48L143 46H142L143 48L141 46L140 47H136V46L134 47V45H137ZM131 50L133 53L130 52ZM78 55H80V57L82 58V60L85 63H87L86 60H88V59L91 60V61L88 60V63H89V64L87 63L88 65L86 64L88 66L87 71H90V69H93L90 71L89 74H88V72H86L87 74L83 73L86 70L85 69L86 66H85V63L81 60V58ZM96 55L99 59L98 58L96 59L94 57ZM121 55H123V57L127 56L128 58L126 59V57H124L125 59L122 60ZM115 57H117V58L115 59ZM108 58H106V59L103 58V59H104V61H106V60H108ZM128 59H130V60H128ZM93 60H95L96 62H94ZM79 61L82 62V63L80 62L81 65L78 63ZM92 61L95 63V65H94V63H92ZM126 61L129 63H127ZM97 62H100V64ZM108 62L111 63V61H109V60H108ZM130 62H131V64H130ZM77 64H79L78 67L79 66L81 67L83 64L84 68L83 67L78 68ZM90 64H91V66L93 64L94 68H91ZM120 64L124 67H121ZM74 66H75V68H74ZM97 66L100 68H98ZM107 66H109V67H107ZM129 66H131V67H129ZM147 67H149V68H147ZM131 68H133L132 71H129ZM82 69H83V71H80ZM134 69H136L137 72H138V70L141 71V72H138V74L139 73L142 74V71L143 72L145 71V72L142 75L141 74L138 75L136 73V70L134 71ZM126 70H128V71H126ZM77 71H80V72H77ZM74 72H75V74L77 73V75H81V76L79 77V76L75 75ZM106 72H108V73H106ZM128 72L131 74H134V75L132 76L130 74L131 76L130 75L127 76ZM96 73H98V72H95V74ZM84 74H86L85 77L83 76ZM95 74L93 73V79H95L96 76L98 75V74H96V76H95ZM106 74H109L110 76L107 75V77L109 76L110 78L112 77L111 74H113V75L115 74V76L117 75V77H115V79H113L114 77L111 78L112 82L109 83L110 81H107V80L110 78L107 79ZM118 75H119V77H118ZM125 75L127 76V78ZM136 75H138V76L136 77ZM194 76H197V77L195 78ZM128 77L130 78L129 80H128ZM132 77L133 78L135 77V78L132 80L131 79ZM69 78L66 80V78L64 77V80H66V82L65 81H64V83L61 82L62 84H64L62 89L67 88L69 83H70V86L73 87L74 89H76V88L78 89V87L80 88L81 84H79V86L76 88L74 87V86H76L74 83H72V85H71L72 79L69 80ZM80 78L82 80H80ZM116 78L118 81H116ZM60 79L63 81L62 77L57 78V81L59 82V84L61 81ZM96 79L98 80V78H96ZM196 79H197V81H196ZM101 81H103V83L105 82V85H106V83L109 84V86L112 85L111 87H108V85H107L109 92H108V94L107 93L106 94L108 96L107 95L104 96V94L99 93V90L102 91L101 89H104L103 91H105V89H107V88H105L106 86L104 84H103V86H105L104 88L102 86V83L99 84V82H101ZM131 81H130V83L133 84L134 82H131ZM193 81L195 84L193 83ZM141 82L143 84H140ZM66 83H68V84H66ZM84 84H82V87ZM147 84H145V85H147ZM85 85H84V87H85ZM100 85L102 87H100ZM152 85H153V87H155V89L152 88ZM122 86H123V88H122ZM99 87L101 89H99ZM133 87L134 86H132V88ZM149 87L152 88V89H150L151 92H150V90H148ZM68 88H70V87L68 86ZM73 88H70V90H72ZM88 88H86V89H88ZM74 89H73V91H74ZM81 89H83V88H80L79 90H81ZM90 89H88V90L90 91ZM130 89H131V91H130ZM64 90H65V92H64V94H65L68 90L63 89V91ZM70 90L68 91L69 93L72 92ZM152 90H153V92H152ZM154 90H155V92H154ZM103 91H102V93H103ZM147 91H148V94H147ZM74 92L78 93L80 91L76 90ZM81 92H83V91H81ZM105 92H107V91H105ZM149 92L152 94H150ZM69 93H68V95L66 94L68 96V98H71L70 96H72V95L74 96V94L71 93L72 94L71 95ZM142 93H143V95H142ZM64 94L62 93L60 96H62ZM83 94L85 96H83ZM86 94H88V91ZM86 94L84 91L81 94L83 96L82 98L85 99V97L87 96ZM144 94H145V97H144ZM78 95L77 94L75 95V96H78V98L72 97L74 99V101H75V98L79 99L81 97L80 93ZM146 95H149L151 98L149 96H146ZM82 98H80V100H78V101H81V100L84 101ZM113 98H109V99L115 101ZM120 98H122V100ZM123 98L124 99L128 98L129 100H132L133 102L131 103V101H130L129 103H127V101H129V100L127 99V101L126 100L123 101ZM148 98L151 100H149ZM145 99H148L149 101L147 100L145 102ZM113 101H112V103H110L111 101L109 102V104L111 106L113 105ZM151 101H152V104H150ZM134 102H136V104ZM153 103L155 106L153 105ZM97 104H96V107L93 106L94 109L93 108H91L92 110L89 109L92 113L90 111L88 113V111H87L88 109L85 110V113L87 111L86 116H87V114H90V113H91L90 116H93L92 120L90 117L88 118L89 119V120H87L88 123H89V121L92 122L94 120L93 119L94 116L97 115L94 113H98L97 111H99L100 105L97 106ZM130 105H132V107ZM152 105L155 107V109L153 108ZM140 106H142V108ZM148 106H150V108H148ZM128 107L131 110H129ZM194 107H196V108H194ZM112 108H113V106H112ZM143 108H146V109H143ZM152 108H153V110H152ZM186 108H188V109L190 108V111H188V109H186ZM82 109H83V107L79 108V110L82 111L81 113H78V112H80L79 110H78V112L76 111L78 113L77 114L78 117H79V115L81 116L82 113L85 115V113L83 112L84 109L83 110ZM140 109H141V111H140ZM191 109L196 110V113L194 111L192 112ZM119 110H121V108L118 109V112H119ZM142 110L144 112L146 110H148V111L143 113ZM185 110H187L189 113H186L187 111L185 112ZM197 110H199V111H197ZM93 111H94V113H93ZM149 111L152 115L150 113H147ZM153 111H155V113H153ZM167 111L168 112L171 111V112L167 113ZM134 112H136V113H134ZM140 112L142 114H140ZM83 114H82V116L84 118L85 116ZM148 114H149V116H148ZM146 115L148 116V119H146V120H148V121L150 120L149 123L147 121H145V118H147V117H145ZM139 116H140V119L143 116V118H142L143 120L141 119V120L137 121L139 119ZM151 116H152V118L149 119V117H151ZM153 116H155V117H153ZM160 117H162V118H160ZM83 118H82V120H83ZM85 118L83 120L84 124H86ZM168 118H170V120ZM131 119L129 120V124H130ZM151 119H152V122H151ZM154 119H155V122H153ZM157 119L159 120L160 123L158 122ZM143 121H145V122H143ZM139 122H141L142 126L140 125ZM150 122L151 123H157L155 125L152 124L153 129H152V126L150 127V124H151ZM142 123H144V124H142ZM133 124H134V122H133ZM133 124H132V126H134ZM135 125H136V123H135ZM144 125L145 126L148 125L151 129L150 128L148 129V127H145ZM157 125L158 126L161 125V126L156 127ZM154 126H155V128H154ZM146 128L148 130H150V132H151L150 136L152 135V137H149V139L141 138L143 136H144V138H148L149 134H145V131H147ZM154 129L155 130L157 129L156 132ZM182 132H183V134L181 135ZM146 133H149V131H147ZM173 139H174V141H173ZM180 139L181 140L184 139L182 142L186 141L185 144L186 143L190 144V145H188L186 151H185V148H182V146H184L185 144L182 143L181 144L182 146L179 144V143H181V142H178V141H180ZM145 140H146V143H145ZM175 140H177L176 142H178V143H175ZM169 141H171V143L174 142L175 146H174V143L171 144ZM187 141H189V142H187ZM167 142H169L170 144L168 143L169 144L168 145ZM195 142H197V143H195ZM200 142L202 144L201 146L199 145ZM158 143L161 146L163 145L162 148L161 147L159 148L160 145ZM151 144H152V147H154L155 153H153L154 150L151 147ZM155 144L156 145L158 144V145L155 146ZM166 144H167V149L169 148V150H167V149L166 150L168 152L170 151L169 153L168 152L166 153L165 152L166 150H164L166 147ZM176 144H178V146L181 150L180 152H178L179 149L177 150ZM164 145H165V147H164ZM170 145H171V147H170ZM145 146H147L148 149ZM185 146H187V145H185ZM199 146L200 147L203 146L202 151H201V148ZM206 146L208 148L212 147L213 149L209 148L210 150H207L208 148ZM205 147L207 149L203 150V148H205ZM151 148L153 151L150 150ZM157 148H159V149H157ZM175 149H176V151H175ZM214 149H216V150H214ZM160 150L162 152H164L163 155H161L162 152ZM171 151H174V152H171ZM156 152H157V154H156ZM159 152H161L160 155H158ZM165 153L167 154V156L165 155L166 158L163 157ZM153 154H154V157L152 156ZM155 154L158 155V157ZM174 154H172V155H174ZM181 154H182V156H180ZM214 154H215V156L218 155L219 160L217 158H214ZM159 158L162 160H160ZM214 159L218 160V162L215 161ZM154 160H156V163H157L156 166H158V168L155 166ZM214 161H215V164L220 163V167L217 166V164L214 165L213 164ZM160 163H162L163 165ZM209 163H208V165H209ZM158 164H160V165H158ZM200 165H199V167H200ZM205 166H207V165H205ZM194 168H192V169H194ZM168 169H170L172 172V173H169V174H171L170 176H167V173L169 171ZM205 170L210 171V172L212 171L211 172L212 174H210V172L209 173L207 172L210 175H209V177H205L206 175L208 176V174L205 172ZM197 171H196V173H197ZM187 173H189L190 175ZM163 175L165 176V178H163L164 177ZM178 175H175V176H178ZM175 176L173 175V178ZM182 177L185 178L190 183L189 186H188L187 181H183L185 179H183ZM202 177H205V178H202ZM208 178H209L208 182L210 181V184L209 183L207 184L206 179H208ZM210 178H211V180H210ZM173 180H175V179H173ZM202 180H204V181H202ZM155 181H154V183H157ZM198 181H200V183ZM158 184H160V183H157L154 185H156V187H157ZM179 184L181 185V187H178ZM159 187H160V185L157 188H159ZM198 189H200V190H198ZM190 191H192V192H190ZM200 191L203 192V195H202V192H201V194H199ZM180 193H181V191H180ZM183 194H185V195H183ZM197 194H198V196H197ZM212 194H213V196H212ZM172 195L170 198L174 201L173 203L177 202V200ZM180 195L181 194H179V196ZM201 195H202V197H201ZM214 196H216V197H214ZM194 198L197 200L200 199V202L195 201V203L197 202L195 206H194V204H195ZM205 198L206 199L210 198V199L209 200L207 199L208 200L207 201V200H204ZM168 199H169V197H168ZM191 199H192L193 203H191ZM201 199L203 201V204L205 202H208V203H205V205L207 204L206 208L208 207V209H205L204 208L205 205L203 206L202 204L200 207H198V203L202 202ZM212 199L216 200V203L215 202L212 203V201H213ZM210 200H212V201H210ZM168 202L169 201L167 200V203ZM171 202L172 201H170V203ZM167 203H166V206H168V207H166V208L164 205L165 203L164 204L161 203V205L164 206L163 208L167 209V208H169L170 205H172V203L171 204L170 203L167 204ZM187 203L192 204L193 207L194 208L196 207V208L193 209V207L190 205L192 207L191 208ZM220 203H221L220 210H221V207H223V206H224L223 208H225V210L226 209H228V210L225 211L222 208L223 212L219 211V206L217 204L220 205ZM186 204L191 209L188 208ZM208 204H210L211 206L213 204L218 206L217 207L218 211L216 210L217 208L214 207L215 205L213 207H214V211H216V215H217V213H218V215H220L219 217H218V215H217V217L214 215L215 212L213 213L212 207L209 206ZM224 204L226 206L227 205L228 206L226 207ZM182 205H183V207H182ZM159 206L160 205H158V207ZM180 208L183 211H181ZM197 208L198 209L201 208L200 209L201 211L207 210V212L205 211V213H204V211H202L203 213H201V211L199 212V210ZM210 208H211L212 213H210L211 211H209ZM159 209H162V207ZM187 209L189 211H192V212H187L188 211ZM184 210H187V211L185 212ZM194 210H198V211H194ZM208 211H209V213H208ZM220 212H222V213L219 214ZM154 213L155 214H160V213L163 214L165 212L164 211L157 212V210H155ZM187 213H188V215H187ZM192 213H195V214H193L195 217L192 215ZM199 213L204 214L203 218L201 217L202 215L200 216ZM179 214L182 216H179ZM183 214L184 215L186 214L187 216L185 215L186 217H184ZM196 214H198L199 217L202 218V221H199L200 218L198 216H197L198 217L197 218ZM188 216H190L192 218H188ZM193 217H194V219H193ZM187 219H189V220H187ZM203 219L206 221H204ZM193 220H195V221H193ZM203 235H204V237H202ZM205 236L206 237L208 236V237L206 238ZM200 237H202V239ZM210 238H213V239L210 241L209 240ZM0 239H2V236L0 237ZM203 239H204V241H203ZM206 240H208V242ZM218 240H216V241L218 242ZM216 241L214 240V242H216ZM177 242H179V240ZM177 242H175V243H177ZM180 243H177L178 247L176 245V248H179ZM210 244H211L210 247L213 249L212 252L215 251L214 244H212V243H210ZM223 247H222V251H224L225 253H223V252H221V253H223L224 256L220 257V256H218L217 252H214L219 259L217 257H215L216 256L215 255L213 259H215V260L217 259V260H216V263H214L213 259H210L211 257H213L212 256L214 254L213 253L211 255V257L209 258L210 259L209 262H211V260H212V262L214 264H230L227 262V261H230V259H228L229 257H227V250L223 249ZM185 249L186 250L188 249V250L185 251ZM183 250L185 253L181 254V253H183L182 252ZM191 250L192 249H190V251ZM193 251H191V252H193ZM200 252H203V254H204V249L202 248V251H200ZM200 252H197V253L200 255V254H202ZM186 253L188 255H186ZM179 254H181V255H179ZM198 254H196V255H198ZM17 255L18 254L16 253L13 256H17ZM196 255H194L195 256L194 258L197 257ZM199 255H198V257L202 256V255H200V256ZM231 255H233V256H231ZM188 256H189V258H188L189 260L187 259ZM190 256H191V258H190ZM198 257H197V260H198ZM207 257H209V256H207ZM184 258H185V260H183ZM205 258H206V256H205ZM205 258L203 255V260H200V258H199V260L197 261V264H199V263L200 264H202V263L207 264L206 263L207 260H204ZM36 259H37L36 264H39V262L43 261L39 258H36ZM201 259H202V257H201ZM177 262H174V264L175 263L177 264ZM191 262H189V263L193 264L194 262H196V260L193 259V261H191ZM209 262H208V264H213V263H209ZM6 263L7 262L4 261V262H1L0 264H6ZM187 263H184V264H187Z\"/></svg>",
  "mask_w": 264,
  "mask_h": 264
}]
</instances>
